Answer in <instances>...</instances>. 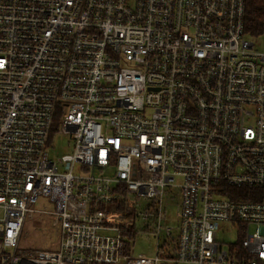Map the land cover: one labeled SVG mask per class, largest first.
Segmentation results:
<instances>
[{"label": "built area", "instance_id": "obj_1", "mask_svg": "<svg viewBox=\"0 0 264 264\" xmlns=\"http://www.w3.org/2000/svg\"><path fill=\"white\" fill-rule=\"evenodd\" d=\"M246 1L0 0V264H264V34ZM58 136L71 150L53 159ZM42 198L58 246L21 249ZM152 219L155 254L136 255Z\"/></svg>", "mask_w": 264, "mask_h": 264}, {"label": "rangeland", "instance_id": "obj_2", "mask_svg": "<svg viewBox=\"0 0 264 264\" xmlns=\"http://www.w3.org/2000/svg\"><path fill=\"white\" fill-rule=\"evenodd\" d=\"M257 47L264 48V38L255 42ZM68 138L64 136L56 137L54 141L55 149L52 150L51 156L56 159L71 149L68 146ZM174 194V193H173ZM169 195V194H168ZM170 198V195L168 196ZM178 203L176 197H173L172 203L166 207L167 220L161 224L160 232H163L164 226H174L176 221L177 207L175 203ZM39 212H36L31 219L25 222L21 238V249H41V250H54L58 246V235L56 234L50 212L53 209L52 204L46 199H40L34 206ZM136 227H142V221L138 217L137 213L134 215ZM141 224V225H140ZM149 233H139L135 236V254H143L146 256H154L156 249L157 239L154 234L158 232V222L156 219H152L149 222ZM225 229V233L219 234L220 241L224 243L235 242L237 240L234 230H230V226L224 225L222 230Z\"/></svg>", "mask_w": 264, "mask_h": 264}, {"label": "trees", "instance_id": "obj_3", "mask_svg": "<svg viewBox=\"0 0 264 264\" xmlns=\"http://www.w3.org/2000/svg\"><path fill=\"white\" fill-rule=\"evenodd\" d=\"M245 27L253 39L264 34V0L246 1Z\"/></svg>", "mask_w": 264, "mask_h": 264}]
</instances>
